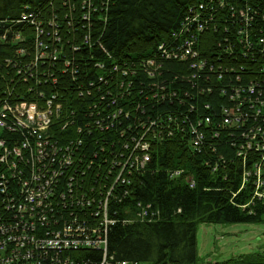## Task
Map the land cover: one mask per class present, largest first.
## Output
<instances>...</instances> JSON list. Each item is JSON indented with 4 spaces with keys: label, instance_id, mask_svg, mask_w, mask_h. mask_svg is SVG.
<instances>
[{
    "label": "built area",
    "instance_id": "built-area-1",
    "mask_svg": "<svg viewBox=\"0 0 264 264\" xmlns=\"http://www.w3.org/2000/svg\"><path fill=\"white\" fill-rule=\"evenodd\" d=\"M254 1L196 0L139 61L93 42L111 0H40L4 20L0 39L18 47L4 60L14 87L0 99V264H91L92 251L94 264H128L109 255L108 231L155 217L136 202L128 219L125 206L153 140L209 153L213 172L227 147L264 206V7L239 5ZM111 132L113 142L94 140ZM167 174L195 187L184 169Z\"/></svg>",
    "mask_w": 264,
    "mask_h": 264
},
{
    "label": "trees",
    "instance_id": "trees-1",
    "mask_svg": "<svg viewBox=\"0 0 264 264\" xmlns=\"http://www.w3.org/2000/svg\"><path fill=\"white\" fill-rule=\"evenodd\" d=\"M39 1L0 0V35L4 31L5 19L17 20L25 5L35 7ZM93 1L95 5L103 7L105 0ZM195 1L111 0L106 19V14L102 13L101 21L93 30V42L100 43L118 58L135 61L146 59L155 52L160 42L178 28L186 8ZM239 5L258 11L264 9L259 0L250 5ZM77 9L80 11L79 5ZM79 31H85L81 24ZM16 47L18 46L0 39V99L7 90L14 87V70L6 67L4 60L12 56ZM86 57V53L81 54L75 61L82 65ZM97 58L96 56L95 60ZM83 73L82 69V75L78 77L85 85ZM140 76L142 78L143 74ZM16 86L19 87V84ZM77 100L79 102V99H75L76 103ZM147 110L151 113L155 111L150 107ZM101 138L113 142L115 135L113 132L108 137L98 134L94 140ZM94 147L88 148L87 155ZM151 151V161L147 169L134 178L131 196L126 200L125 206L132 208L131 213L126 216L128 219L136 211V202L144 208L149 206L148 211L154 212L155 217L151 223L116 224L109 229L108 252L115 261L134 264H200L196 249L198 225L264 224V206L257 200H251V184L238 191L242 167L241 163L238 165L231 161L233 152L227 150V147L220 150L226 163L214 172L198 165L200 161L211 160L209 153L197 156L188 151L185 142L177 137L165 138L162 142L153 140ZM179 169L193 175L196 182L193 189L181 178H169L167 171ZM100 258L101 253L98 251H92L88 256L91 264L99 262ZM219 264H264V253L246 254Z\"/></svg>",
    "mask_w": 264,
    "mask_h": 264
},
{
    "label": "rangeland",
    "instance_id": "rangeland-1",
    "mask_svg": "<svg viewBox=\"0 0 264 264\" xmlns=\"http://www.w3.org/2000/svg\"><path fill=\"white\" fill-rule=\"evenodd\" d=\"M92 146H94L92 142L88 143L87 149ZM213 226L217 227V229L209 230L205 224L204 229H200L196 232L199 240L202 239L203 236L207 237L206 244L208 248L204 249L202 245L199 246L198 255L201 260L200 264H219V262L213 263V257L216 258L217 261L224 262L228 259H238L239 256L246 254L264 253L263 224H227L218 225L219 227L216 225ZM214 239H216L215 242ZM213 242L219 249H217L216 246L214 248Z\"/></svg>",
    "mask_w": 264,
    "mask_h": 264
},
{
    "label": "crops",
    "instance_id": "crops-1",
    "mask_svg": "<svg viewBox=\"0 0 264 264\" xmlns=\"http://www.w3.org/2000/svg\"><path fill=\"white\" fill-rule=\"evenodd\" d=\"M207 225V229H217V227H215V226H213V225H211V224H206ZM204 226H205V224H200V225H198V227H197V231H199L200 229H204ZM216 226H218V225H216ZM219 227V226H218ZM215 240L216 239H214V242H215ZM206 242H207V237L206 236H203L202 237V239H200L199 240V238H198V236H197V233H196V249H197V257L199 258L200 256L198 255L199 253H198V251H199V246H201L202 245V247L204 248V249H206V248H208L207 247V244H206ZM214 242H213V246H214V248H215V246H216V248L217 249H219V247L216 245V244H214ZM208 255V254H207ZM202 258V257H201ZM207 258V257H206ZM209 258V257H208ZM214 260V261H213ZM212 261H213V263H221V262H223V261H217L216 260V258H212Z\"/></svg>",
    "mask_w": 264,
    "mask_h": 264
},
{
    "label": "bare ground",
    "instance_id": "bare-ground-1",
    "mask_svg": "<svg viewBox=\"0 0 264 264\" xmlns=\"http://www.w3.org/2000/svg\"><path fill=\"white\" fill-rule=\"evenodd\" d=\"M13 51H14V50H13ZM188 151H190V150L188 149ZM204 154H205L204 152H201V153H196L195 155H197V156H202V155H204ZM231 161L234 162V164H238V163H240L239 159H237V158H232ZM198 165H200V166H201V165H202V166H205V167L209 168V170H211V171L213 172L214 162H211V161H209V162L200 161ZM238 165H239V164H238ZM2 167H3V166L0 164V168H2ZM241 167H242V166H241ZM175 179H177V178H175ZM181 179H183V178H181ZM240 179H241V178H240ZM183 181H184V180H183ZM246 186H247V184H243L242 180H240V186H239L238 191L244 189ZM257 201H258V200H257ZM258 202H259V201H258ZM118 224H121V223H118Z\"/></svg>",
    "mask_w": 264,
    "mask_h": 264
}]
</instances>
